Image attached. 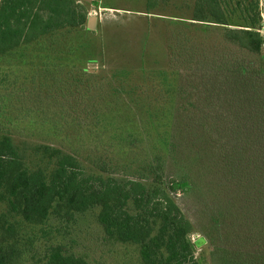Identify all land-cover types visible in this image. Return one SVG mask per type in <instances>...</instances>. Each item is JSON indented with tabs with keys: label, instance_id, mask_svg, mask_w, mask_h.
<instances>
[{
	"label": "rangeland",
	"instance_id": "374dc122",
	"mask_svg": "<svg viewBox=\"0 0 264 264\" xmlns=\"http://www.w3.org/2000/svg\"><path fill=\"white\" fill-rule=\"evenodd\" d=\"M75 1L88 19L89 11L97 10L94 27L63 29L0 57V140L11 135L31 169L43 166L35 149L46 144L62 148L82 164L80 177L88 187L103 190L109 183L128 189L132 182L145 186V197L151 195L152 202L168 196L192 225L188 241L194 260L189 264H232L228 258L233 256L225 249L226 227L236 220L229 232L246 233L243 217L226 214V200L207 198L203 185L193 183L198 174H190V189L172 190V178L181 179L187 172L167 159V150L155 141L169 130L189 141L183 154L207 153L200 141L201 127L211 126L207 121L223 119L230 125V105L254 107L261 100L244 99L242 92L226 95L217 87H226V74L238 72L240 66L250 72L249 78L264 83L263 50L253 54L231 42L223 31L226 25L199 22L209 21L205 12L211 10L203 5L204 12L199 0ZM256 3L261 22L264 0H219L227 27L250 26ZM193 119L199 127L193 139L182 137L183 126ZM53 123L66 129L60 133L50 128ZM260 123L253 124L258 135ZM4 124L13 126L10 133ZM208 132L215 141L218 135ZM210 177L205 166L206 184ZM135 193L137 188L130 191ZM126 209L133 215L144 212L132 198ZM99 211L96 207L70 218L52 214L37 225L0 200V216L6 214L14 223L24 250L17 264H42L52 247L88 264H144L137 245L106 235Z\"/></svg>",
	"mask_w": 264,
	"mask_h": 264
},
{
	"label": "trees",
	"instance_id": "16d2710c",
	"mask_svg": "<svg viewBox=\"0 0 264 264\" xmlns=\"http://www.w3.org/2000/svg\"><path fill=\"white\" fill-rule=\"evenodd\" d=\"M198 4L203 10V5L211 8L209 12L204 10L210 20L199 22L226 25L223 31L231 42L250 53H261L263 40L257 31L260 25L257 3L253 16L250 14V26L243 29L227 27L228 19H224L219 0H199ZM84 25L90 27L87 12L78 10L75 0H2L0 57L14 54L22 46L46 35ZM237 70L236 73L226 74V87H217V91H226V95L234 93V97L242 92L244 99L255 97L258 101L261 99L260 103H254V107H247L244 103H239L236 108L230 105L226 112V119L230 121L227 126L223 124V119L219 123L218 120L205 121L211 126L201 127L204 128L202 140L199 137L195 139L208 147L207 153L203 151L191 155L187 151L183 154L181 150L189 141L179 139L176 133L170 134L169 130L155 144L167 150V159L178 166L183 165L187 172L181 179L172 178V190L186 191L195 182L202 184L207 198L210 196L215 202L223 203L226 200V214L234 212L240 219L243 217L241 220L247 227L246 233L239 230L241 236L238 232L235 235L229 232V225L232 231L235 230L236 220L226 227L225 249L233 256L228 260L233 259L232 264H264V83L260 78L259 81L249 78L250 72L243 66ZM256 120L261 122L259 135L253 126ZM196 122L193 119V123L183 126L182 137L193 139L192 133L195 128L199 129L195 127ZM2 126L9 133L13 127L11 124ZM50 128L60 133L66 129L65 124L57 123ZM206 132L211 136L217 134L215 141ZM35 150L41 154L43 166L31 169L26 164L25 154L19 155L11 135H4L0 140V200L7 201L10 211L20 215L24 221L44 224L52 214L70 218L75 213L99 207L98 221L106 235L119 242L137 245L144 264H189L191 259L194 260L188 241L192 225L168 196L161 202H152L151 195L145 197V186L132 182L128 189H117L109 183L103 190L88 187L85 179L80 177L82 164L62 148L42 144ZM205 166L210 169L211 175L207 184L202 178ZM190 174L199 175L193 178L194 184L190 182ZM134 188L138 191L135 197L130 194ZM131 198L137 207L144 208L143 213L133 215L128 212L126 206ZM198 243L202 245L203 241ZM23 251L14 223L6 214L1 215L0 264L21 262ZM42 264L88 263L52 247Z\"/></svg>",
	"mask_w": 264,
	"mask_h": 264
},
{
	"label": "built area",
	"instance_id": "2783aa9c",
	"mask_svg": "<svg viewBox=\"0 0 264 264\" xmlns=\"http://www.w3.org/2000/svg\"><path fill=\"white\" fill-rule=\"evenodd\" d=\"M96 14H97V10L94 8L89 11L90 17L96 16ZM261 17H262V21L260 22L261 28L258 30V32L261 33V35H263L262 50L264 53V16L262 15Z\"/></svg>",
	"mask_w": 264,
	"mask_h": 264
},
{
	"label": "water",
	"instance_id": "95a60500",
	"mask_svg": "<svg viewBox=\"0 0 264 264\" xmlns=\"http://www.w3.org/2000/svg\"><path fill=\"white\" fill-rule=\"evenodd\" d=\"M88 22H89L90 27H94L95 26V18L89 17Z\"/></svg>",
	"mask_w": 264,
	"mask_h": 264
}]
</instances>
